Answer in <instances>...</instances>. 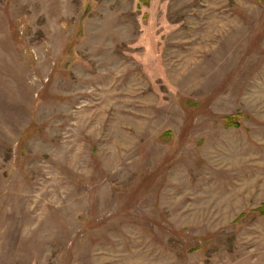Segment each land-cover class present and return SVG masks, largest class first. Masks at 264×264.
<instances>
[{"label":"rangeland","instance_id":"rangeland-1","mask_svg":"<svg viewBox=\"0 0 264 264\" xmlns=\"http://www.w3.org/2000/svg\"><path fill=\"white\" fill-rule=\"evenodd\" d=\"M0 264H264V0H0Z\"/></svg>","mask_w":264,"mask_h":264},{"label":"trees","instance_id":"trees-1","mask_svg":"<svg viewBox=\"0 0 264 264\" xmlns=\"http://www.w3.org/2000/svg\"><path fill=\"white\" fill-rule=\"evenodd\" d=\"M239 119V115H229L227 117H225V121L227 125H234V126H238L240 125V121Z\"/></svg>","mask_w":264,"mask_h":264}]
</instances>
